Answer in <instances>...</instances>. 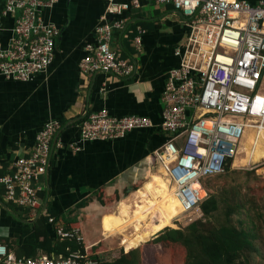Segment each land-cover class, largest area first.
Returning a JSON list of instances; mask_svg holds the SVG:
<instances>
[{"label":"crops","instance_id":"0c3cea01","mask_svg":"<svg viewBox=\"0 0 264 264\" xmlns=\"http://www.w3.org/2000/svg\"><path fill=\"white\" fill-rule=\"evenodd\" d=\"M114 1L129 7L120 14H107L109 0H58L43 8V20L60 29L47 71L27 82L0 76V169H12L18 157L32 151L36 132L45 122L65 121L58 134L62 146L53 144L42 179L45 195L38 211L24 218L2 199L0 239L34 243L30 223L39 214L53 212L58 224L79 228L86 249L101 246L95 255L103 259L109 254L116 256L122 248L127 251L123 245L126 226L131 224L135 232L140 223L137 201L129 215L128 200L134 197L139 201L142 191L164 180V166L156 151L163 147L168 133L156 124L161 121L166 74L178 66L175 50L186 42L190 27L186 17L170 4ZM2 10L0 0V43L5 46L14 22ZM103 15L112 22L123 21L122 27L113 29L110 45L132 60L134 71L128 77L101 72L86 75L79 69L86 56L85 45L95 42L94 29ZM102 107L117 117L147 116L155 125L133 129L122 138L80 142L79 149H72L69 143L78 136V121H71ZM242 143L235 159L242 153ZM138 183L140 186L132 190ZM163 208L164 204L156 211L172 222L163 215Z\"/></svg>","mask_w":264,"mask_h":264},{"label":"built area","instance_id":"2783aa9c","mask_svg":"<svg viewBox=\"0 0 264 264\" xmlns=\"http://www.w3.org/2000/svg\"><path fill=\"white\" fill-rule=\"evenodd\" d=\"M58 0H3V13L13 17L10 38L0 43V76L27 82L45 73L54 58L60 29L43 20L41 10ZM136 1V0H135ZM170 4L187 19L188 38L175 50L178 66L168 70L162 91L161 121L168 133L156 151L183 212L198 208L204 198V180L224 172L226 161L236 157L245 135L264 129V2L246 0H146ZM126 3L109 0L107 14H120ZM122 20L109 21L103 15L96 25L95 42L85 45L86 56L79 69L86 74L110 73L125 78L134 71L130 58L110 45L113 29ZM139 45V38H135ZM147 116L111 115L106 107L86 111L78 121V136L69 143L122 138L133 129L152 127ZM60 121L50 119L36 132L32 151L18 157L12 173L0 177L3 199L35 209L41 204L39 192L49 164L53 144L62 146ZM56 224L60 239L82 242L78 227L65 229ZM99 256L79 251L17 257L0 243L4 264H99Z\"/></svg>","mask_w":264,"mask_h":264},{"label":"trees","instance_id":"16d2710c","mask_svg":"<svg viewBox=\"0 0 264 264\" xmlns=\"http://www.w3.org/2000/svg\"><path fill=\"white\" fill-rule=\"evenodd\" d=\"M61 125L65 121H60ZM232 159L226 161L224 174L210 176L204 180L212 186L218 183L219 175L227 176L235 172L234 184H222L209 192L198 204L201 217L196 218L183 228H173L157 211L143 223H139L132 236H124L123 245L127 251L111 260L101 259L99 264H264V177L256 175L254 169H231ZM13 168L0 169V177L12 173ZM240 175L252 176L256 184L240 182ZM166 185V178L162 181ZM155 183L140 193V202H136V214L141 217L150 206L148 202L158 199L165 186ZM143 182H141L142 186ZM249 185L251 188L247 187ZM140 183L134 185L136 190ZM245 189V190H243ZM251 190H260L259 195L249 194ZM161 191L160 195L158 192ZM5 187L0 184V201L3 199ZM45 191H40L43 198ZM222 202V205H221ZM9 206L24 218L32 216L31 211H38L40 205L33 210L13 202ZM245 212V217L242 216ZM36 214V213H35ZM49 215L57 217L53 212L39 214L30 224L34 243H24L21 239H0L7 243L14 254L19 257H36L40 252L46 255L61 254L67 256L79 251L82 254H93L101 250V246L86 249L83 242L75 239H60L55 233L54 223L48 222ZM168 225V226H167ZM167 226V227H165ZM65 229L73 226H63ZM160 230L152 238L153 232ZM150 240L148 241V239ZM0 264H4L0 262Z\"/></svg>","mask_w":264,"mask_h":264},{"label":"rangeland","instance_id":"374dc122","mask_svg":"<svg viewBox=\"0 0 264 264\" xmlns=\"http://www.w3.org/2000/svg\"><path fill=\"white\" fill-rule=\"evenodd\" d=\"M250 136H255V133L252 131V132H248L245 135L244 139L242 140L243 143L241 144L242 145V153L240 155H238V158H236L237 161L239 159H242V157H245L247 155V152H246V150L243 149V147H246V143L249 140V137ZM249 147H251V145ZM236 164H238V162ZM255 166H256V168H255ZM263 166H264V160H260L259 162L255 163V164L249 163V164H246V165H243V166H239V164H238V166H235L233 159H232V163H231V169H252V168H255L254 169V173L256 175H260L261 177H264V173H262V172H260L258 170L261 167H263ZM162 176L169 181V179L166 176H164V175H162ZM219 176L220 177L218 178V183H217L216 186H212L213 181H211L210 183L208 181L204 183V193H205V195H203V197H206L209 192H212L217 187H221L222 184H224V185L226 184L227 185V184H230V183L231 184L236 183V181L234 180L235 177H236V173L234 171L233 172H230L227 176H222V175H219ZM240 177H241L240 178V182H245L246 184H250V185L256 184V181L253 180L252 176H250L249 178H246L245 175H240ZM169 185H170V187H172L170 183H169ZM163 186H165V185L163 184ZM247 187L251 188L249 185H247ZM243 190H245V189H243ZM249 194H251V195H253V194L259 195V194H261L262 195V193H260V190H258V191L251 190V192ZM128 201H129L128 204L130 205V207H129L130 208L129 209V215H130L131 214V211L134 209V207H132V205L135 203V201H137V202H140V201H138L134 197L132 199L128 200ZM140 203H143V202H140ZM221 205H222V202H221ZM168 211H169V208H166V206H165V209L164 208L162 209V212H168ZM163 215L165 216V213ZM242 216L245 217V212H242ZM199 217H201V211L199 210V208H194V209H192V210H190L188 212H182L181 214L177 215V217H175V218H170L171 219L170 221H172V219H173L172 224H175V226L170 225L169 227H173V228H183L188 223H190V221H192V220H194L196 218H199ZM129 225H131V224H129ZM129 225L126 226L127 227V231L125 232V234L131 235L132 232H133V228L131 226H129ZM167 226H165V227H167ZM163 228L164 227H162L161 229H159L156 232H153L152 235L157 234ZM122 250L124 251L123 248L121 249V251ZM121 251H119L116 256L115 255H112L111 256L109 254L104 259H106V258L107 259H110V260L111 259H114L115 257H117L120 254Z\"/></svg>","mask_w":264,"mask_h":264},{"label":"bare ground","instance_id":"6f19581e","mask_svg":"<svg viewBox=\"0 0 264 264\" xmlns=\"http://www.w3.org/2000/svg\"><path fill=\"white\" fill-rule=\"evenodd\" d=\"M250 145L251 147H249ZM244 150H246L247 155L245 157H242V159H239L238 161L237 159H235L234 160L235 166H238V164L239 166H243L249 163H257L260 160H264V129L261 133L249 137V140L247 141ZM237 162L238 164H236ZM161 169L163 170L164 175L168 178L165 169L163 168ZM258 171L264 173V166L261 167ZM202 195H205V193L202 192ZM148 204L150 206V209L142 215L140 224L145 222L151 216L152 212L159 209L160 206L163 204L164 206H166V208H169V211L165 213L166 217L175 218L177 217V215L183 212L180 202L178 201L177 197L174 194V187L173 186L170 187L169 181L167 179H166V185L162 190V193L158 197V199L153 202H148ZM138 228L139 226L136 229L138 230ZM137 230H135V232Z\"/></svg>","mask_w":264,"mask_h":264},{"label":"water","instance_id":"95a60500","mask_svg":"<svg viewBox=\"0 0 264 264\" xmlns=\"http://www.w3.org/2000/svg\"><path fill=\"white\" fill-rule=\"evenodd\" d=\"M82 118H84V115H82L81 117H78V118L73 119L71 122L80 121ZM51 151H52V149H51Z\"/></svg>","mask_w":264,"mask_h":264}]
</instances>
